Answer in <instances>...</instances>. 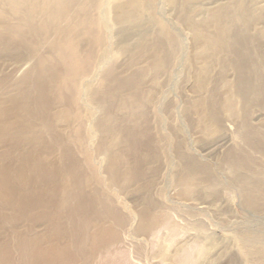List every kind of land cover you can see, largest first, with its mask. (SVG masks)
Segmentation results:
<instances>
[{"label":"bare ground","instance_id":"bare-ground-1","mask_svg":"<svg viewBox=\"0 0 264 264\" xmlns=\"http://www.w3.org/2000/svg\"><path fill=\"white\" fill-rule=\"evenodd\" d=\"M0 264H264V0H0Z\"/></svg>","mask_w":264,"mask_h":264}]
</instances>
